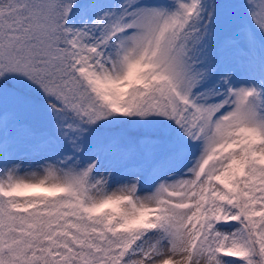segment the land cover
<instances>
[{
	"label": "snow or ice",
	"instance_id": "1",
	"mask_svg": "<svg viewBox=\"0 0 264 264\" xmlns=\"http://www.w3.org/2000/svg\"><path fill=\"white\" fill-rule=\"evenodd\" d=\"M0 264H264V0H0Z\"/></svg>",
	"mask_w": 264,
	"mask_h": 264
}]
</instances>
